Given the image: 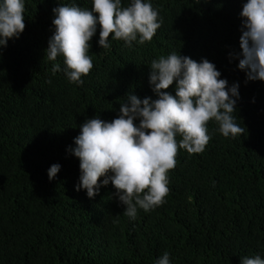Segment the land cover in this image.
<instances>
[{"label": "trees", "instance_id": "1", "mask_svg": "<svg viewBox=\"0 0 264 264\" xmlns=\"http://www.w3.org/2000/svg\"><path fill=\"white\" fill-rule=\"evenodd\" d=\"M23 2L25 30L0 54V264H155L165 252L170 264L264 259V82L248 81L233 58L246 0H145L162 19L152 40L128 47L110 36L101 48L97 25L83 84L69 81L63 56L50 61L45 51L53 9L91 10L92 0ZM172 52L207 59L229 87L238 83L233 115L246 132L226 138L209 121L203 152L178 150L164 203L130 218L111 183L91 199L76 190L80 161L69 149L86 120L117 118L130 91L155 100L151 61ZM175 91L174 82L167 92Z\"/></svg>", "mask_w": 264, "mask_h": 264}, {"label": "clouds", "instance_id": "2", "mask_svg": "<svg viewBox=\"0 0 264 264\" xmlns=\"http://www.w3.org/2000/svg\"><path fill=\"white\" fill-rule=\"evenodd\" d=\"M23 0H0V54L8 40L25 30ZM54 34L45 51L47 59L64 57L65 75L72 83L83 84L93 68L89 56L90 41L100 27L99 46L109 48V37L133 42L151 41L162 25L159 12L145 0H92L91 10L75 4H60L53 9ZM242 18L238 68L248 81L264 82V0H246ZM114 34V35H113ZM149 82L156 99L143 100L132 94L120 104L119 115L110 122L91 118L80 125L72 155L80 161L76 190H86L91 199L109 183L125 206L124 215L135 218L137 210L149 211L164 203L168 194L167 173L176 164L178 150L201 153L211 137L207 124L214 120L224 137L242 136L246 128L236 122L239 85L228 86L226 79L207 59L200 62L175 52L151 61ZM61 71L59 64L51 69ZM176 83L175 95L167 92ZM51 83V81H49ZM139 121L137 125L136 121ZM177 136L181 137L179 141ZM60 165L48 170L49 180L56 177ZM103 179L102 184L99 182ZM241 264H264L259 255L243 257ZM155 264H170L165 252Z\"/></svg>", "mask_w": 264, "mask_h": 264}]
</instances>
